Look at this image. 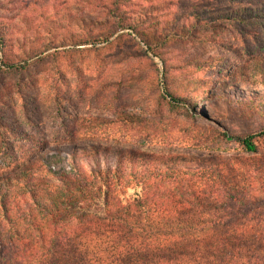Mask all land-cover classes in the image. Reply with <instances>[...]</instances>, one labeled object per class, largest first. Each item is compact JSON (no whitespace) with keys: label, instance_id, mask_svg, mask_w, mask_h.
<instances>
[{"label":"rangeland","instance_id":"rangeland-1","mask_svg":"<svg viewBox=\"0 0 264 264\" xmlns=\"http://www.w3.org/2000/svg\"><path fill=\"white\" fill-rule=\"evenodd\" d=\"M239 6L134 0L122 20L142 15L137 31L78 49L71 34L102 22L95 0H0V173L52 156L55 169H68L71 151L94 146L193 168L246 157L237 139L264 131V20L221 16ZM23 50L41 53L25 69L5 66L24 60ZM256 137L249 155L264 156ZM80 154L85 168L97 164Z\"/></svg>","mask_w":264,"mask_h":264},{"label":"trees","instance_id":"trees-1","mask_svg":"<svg viewBox=\"0 0 264 264\" xmlns=\"http://www.w3.org/2000/svg\"><path fill=\"white\" fill-rule=\"evenodd\" d=\"M132 1L95 0L102 22L71 34L75 46L137 31L142 15L122 20ZM223 1L242 5L221 15L238 25L264 20V0H215ZM23 51L24 60L5 66L25 69L41 53ZM256 136L264 131L237 139L246 157L199 168L94 146L71 151L68 169H55L52 156L2 172L0 264H264V156L249 155L259 151ZM80 151L97 164L85 168Z\"/></svg>","mask_w":264,"mask_h":264}]
</instances>
